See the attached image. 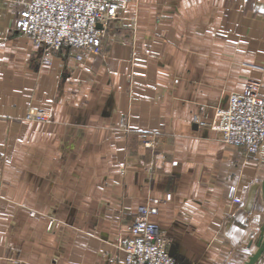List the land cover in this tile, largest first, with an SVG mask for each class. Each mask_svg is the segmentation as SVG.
I'll list each match as a JSON object with an SVG mask.
<instances>
[{
    "label": "crops",
    "instance_id": "1",
    "mask_svg": "<svg viewBox=\"0 0 264 264\" xmlns=\"http://www.w3.org/2000/svg\"><path fill=\"white\" fill-rule=\"evenodd\" d=\"M29 1L0 0V264H120L147 206L182 263L246 264L264 142L225 143L216 112L249 79L264 96V0H117L100 55L63 46L50 64L13 28Z\"/></svg>",
    "mask_w": 264,
    "mask_h": 264
},
{
    "label": "built area",
    "instance_id": "2",
    "mask_svg": "<svg viewBox=\"0 0 264 264\" xmlns=\"http://www.w3.org/2000/svg\"><path fill=\"white\" fill-rule=\"evenodd\" d=\"M119 11L117 0H30L13 28L41 48L47 54L42 62L50 64L48 54L63 46L100 55L101 39L109 23L119 17ZM216 115L217 129L225 143L244 147L248 154L259 153L264 142V96L258 81L249 79L243 90L231 92L227 106L218 108ZM32 116L44 120L46 115L41 111L30 113ZM195 121L205 124L198 116ZM146 143L155 146L153 140ZM240 203L233 197L231 209ZM153 212L156 208H140L131 235L122 246L125 257L120 264H185L170 255L166 233L149 221ZM54 223L52 220L49 227Z\"/></svg>",
    "mask_w": 264,
    "mask_h": 264
},
{
    "label": "rangeland",
    "instance_id": "3",
    "mask_svg": "<svg viewBox=\"0 0 264 264\" xmlns=\"http://www.w3.org/2000/svg\"><path fill=\"white\" fill-rule=\"evenodd\" d=\"M120 4V11H119V17L117 18V19H120V17H121V15H122V9H121V3H119ZM117 19H115V20H117ZM131 19V18H130ZM115 20H113V21H115ZM132 21H134V18L133 19H131ZM102 39H103V37H102ZM102 39H101V42H102ZM84 53V52H83ZM85 54H88V53H85ZM39 112H41V110H35V109H32V110H30L28 113H27V115H26V121H36V120H40V118H38V117H36V116H32V117H30V113H39ZM125 126H126V124H125ZM127 130H128V128H126ZM19 133H20V135H19ZM22 131H20L19 130V132H18V138H16L15 139V142H16V144H15V151L14 152H16V153H18V152H20L21 150H22V144H23V142H22ZM147 144V143H146ZM19 145V146H18ZM150 146V145H149ZM5 147V146H4ZM150 147H154V146H150ZM6 152V151H5ZM260 264H264V262H262V263H260Z\"/></svg>",
    "mask_w": 264,
    "mask_h": 264
},
{
    "label": "water",
    "instance_id": "4",
    "mask_svg": "<svg viewBox=\"0 0 264 264\" xmlns=\"http://www.w3.org/2000/svg\"><path fill=\"white\" fill-rule=\"evenodd\" d=\"M99 27H101L99 25ZM264 252V237L262 239V241L259 243V249L256 253H254L249 260L246 262V264H256V262L258 261V259L261 257V255ZM170 255L173 256L175 259L178 260L177 257V251H176V247L175 245H171L170 247Z\"/></svg>",
    "mask_w": 264,
    "mask_h": 264
}]
</instances>
